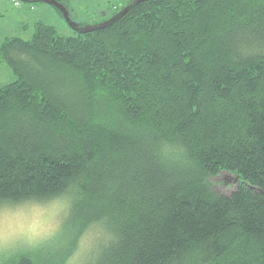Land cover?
<instances>
[{"label":"trees","instance_id":"obj_1","mask_svg":"<svg viewBox=\"0 0 264 264\" xmlns=\"http://www.w3.org/2000/svg\"><path fill=\"white\" fill-rule=\"evenodd\" d=\"M0 52V199L70 198L66 238L11 264H61L104 216L119 238L97 264H264V0H146ZM164 141L186 162L161 163Z\"/></svg>","mask_w":264,"mask_h":264},{"label":"rangeland","instance_id":"obj_2","mask_svg":"<svg viewBox=\"0 0 264 264\" xmlns=\"http://www.w3.org/2000/svg\"><path fill=\"white\" fill-rule=\"evenodd\" d=\"M69 8L75 22L83 25H95L113 16L116 8L127 5L132 0H63ZM17 2H20L18 4ZM123 8V7H122ZM38 23L56 28L62 36H75V30L51 3L25 2L22 0H0V48L6 39L21 37L32 39ZM16 79L9 62L0 52V81L3 84ZM214 190L230 195L237 187L229 173H221L211 178ZM67 196L47 201L26 200L9 204L11 210L0 211V231L12 235H37L43 237L38 248L29 250H53L64 236L67 219ZM94 236L89 228L78 241L77 249L86 252L93 243ZM57 242V243H56ZM25 250H18L22 252Z\"/></svg>","mask_w":264,"mask_h":264},{"label":"clouds","instance_id":"obj_3","mask_svg":"<svg viewBox=\"0 0 264 264\" xmlns=\"http://www.w3.org/2000/svg\"><path fill=\"white\" fill-rule=\"evenodd\" d=\"M161 163L182 164L186 162V149L183 144L162 142L158 146ZM70 201V198H68ZM65 206H69L66 201ZM11 210V206L0 199V211ZM94 240L89 249L84 252L78 249L69 252L62 258L61 264H97L102 251L118 242V234L114 227L109 224L108 217L104 216L89 225ZM43 237L37 235H12L0 231V264H11L12 258L18 250H29L38 248ZM197 253L186 255L181 264H196Z\"/></svg>","mask_w":264,"mask_h":264},{"label":"water","instance_id":"obj_4","mask_svg":"<svg viewBox=\"0 0 264 264\" xmlns=\"http://www.w3.org/2000/svg\"><path fill=\"white\" fill-rule=\"evenodd\" d=\"M37 1H44V2H48L51 3L52 5H54L55 7H57L64 15V17L66 18V20L68 21V23L78 32H85L87 30H95L98 28H104L108 25H111L113 22L117 21L119 18H121L123 15H125L126 13H128V11L136 4H139L143 1L146 0H132L130 3H128L125 7H123L120 11H118L116 14H114L113 16L109 17L108 19L104 20L101 23L95 24V25H89L88 28H81L77 22H75L72 18L71 12L68 9V7L63 4L62 2H60L59 0H37Z\"/></svg>","mask_w":264,"mask_h":264}]
</instances>
